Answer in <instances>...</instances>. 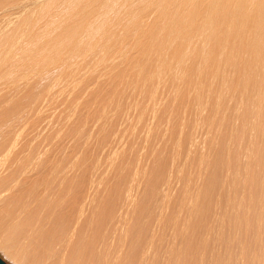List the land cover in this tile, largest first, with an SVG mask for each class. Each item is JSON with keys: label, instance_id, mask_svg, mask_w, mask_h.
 Returning <instances> with one entry per match:
<instances>
[{"label": "bare ground", "instance_id": "1", "mask_svg": "<svg viewBox=\"0 0 264 264\" xmlns=\"http://www.w3.org/2000/svg\"><path fill=\"white\" fill-rule=\"evenodd\" d=\"M0 257L264 264V0H0Z\"/></svg>", "mask_w": 264, "mask_h": 264}, {"label": "water", "instance_id": "2", "mask_svg": "<svg viewBox=\"0 0 264 264\" xmlns=\"http://www.w3.org/2000/svg\"><path fill=\"white\" fill-rule=\"evenodd\" d=\"M0 264H8L6 261H4L1 257H0Z\"/></svg>", "mask_w": 264, "mask_h": 264}, {"label": "rangeland", "instance_id": "3", "mask_svg": "<svg viewBox=\"0 0 264 264\" xmlns=\"http://www.w3.org/2000/svg\"><path fill=\"white\" fill-rule=\"evenodd\" d=\"M144 202L148 203L147 200H145ZM146 203H145V204H146Z\"/></svg>", "mask_w": 264, "mask_h": 264}]
</instances>
